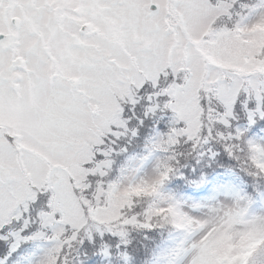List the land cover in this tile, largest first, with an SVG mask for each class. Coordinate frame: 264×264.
<instances>
[{
	"label": "snow or ice",
	"instance_id": "6c2138e0",
	"mask_svg": "<svg viewBox=\"0 0 264 264\" xmlns=\"http://www.w3.org/2000/svg\"><path fill=\"white\" fill-rule=\"evenodd\" d=\"M82 3L85 8L82 15L98 26L97 29L76 21L65 23L50 19L44 27L45 42L37 43L30 53L37 55L38 63L31 73L33 100L25 97L23 111L35 133V143L54 159L69 163L73 169L76 165L103 167L108 154L103 144L92 143L90 137L97 138L94 130L98 127L107 133L99 138L108 143L110 137L117 136L119 127L128 125L137 116V109L143 110V116L171 113L169 129L189 127V115L171 102L174 99L171 93L191 90L199 73L205 70L212 82H205V87L197 89L194 97L200 140L204 145L215 142L217 128L228 129L227 136L220 135L225 150L232 154L228 141L244 135L240 128H232L238 106L250 118L264 117V84L250 86L241 77H226L222 69L200 57L179 24L169 27L162 22L165 8L172 7L185 14L184 23L189 30L209 23L215 30L220 27V17L213 19L216 12L238 18L241 12L247 13L243 16V22H247L264 14V0H255L252 4H240L236 0H169L168 4L163 0H82ZM197 9L207 11L197 16L194 14ZM61 23H65L68 31L61 30ZM49 48L62 59L67 70L79 75L78 84L66 79L63 72L51 74L42 70L50 62ZM181 64L186 67L182 69ZM180 85L183 88H178ZM11 91L9 82L0 80V92L7 95ZM108 102L117 107L119 123H113V117L106 113ZM126 111L130 113L127 116ZM137 120L143 122L142 117ZM190 137L188 132L181 139L198 150L199 142ZM84 144L92 147L85 148ZM13 151H0V240L7 245V251L0 255V264H9L10 259L15 264L13 254L19 252L24 241L33 239H44L49 245L39 264H76L75 257L68 258L71 252L65 254L59 239L61 231L67 228L60 219L63 212L54 211L49 204L53 191H70L75 196L78 189L74 186V177L40 156H25L26 165L33 170V179L41 181L47 176L46 183L52 185L47 191H39L28 183L18 167H6L15 164ZM103 179L99 172H89L85 182ZM92 187L94 183L85 191ZM29 189L34 196L23 194ZM192 207L201 209L208 205ZM64 235L68 233L65 231ZM97 237L118 241L117 248L128 246L121 243L120 233L101 228L90 241L95 242ZM179 244L177 241L165 248L160 264H183ZM102 248L109 250L106 244ZM253 264H264V255L258 254Z\"/></svg>",
	"mask_w": 264,
	"mask_h": 264
},
{
	"label": "rangeland",
	"instance_id": "374dc122",
	"mask_svg": "<svg viewBox=\"0 0 264 264\" xmlns=\"http://www.w3.org/2000/svg\"><path fill=\"white\" fill-rule=\"evenodd\" d=\"M163 2L168 4L169 0H163ZM84 11L85 8L82 0H0V36H2L0 38V80H6L11 85H15L19 81L22 85L19 96L12 94V92L7 95L0 92V151L14 150L12 159L15 161V164H8L6 167H18L28 183L35 186L39 191H47L52 185L46 183L47 176L41 181L33 179V170L26 165L25 156H40L43 160L51 161L56 166L68 170L70 175L74 177L73 183L75 188L78 189L75 196H72L70 191L65 193L63 190H57L53 191L49 200V204L53 207L54 211L63 212L60 218L61 222L66 223L67 227L73 228L72 231H74H71L70 236H66L63 234L65 231L68 233V229H64L59 236V239L63 243L68 242L66 245L64 243L65 254L69 252L66 248H69L73 243L72 240L75 239L76 231L83 229L81 232H84L86 237L91 238L92 235L101 230L100 224L118 222L120 213L122 214L125 210L135 208L139 204L141 197L143 201L145 195L150 194L148 192V185L153 182L154 177L159 176L160 178L155 180V183L158 185V191L151 193L156 196V202L153 208L148 211L146 219L151 220L154 214L156 215L157 212L161 211L156 207L159 199L174 200L176 205L181 206L179 208L180 214H186L189 218V234L192 231L202 233L196 241L199 246L198 250L191 257L189 264H248L249 262L253 264L251 259L256 254V251L253 252V250H256L255 246L257 242L264 236L263 196L256 203H249L250 198L245 193L244 188L246 190L250 188H247V185L243 184V179L237 173H235L236 176H231V179H227L223 185L213 190L210 196L199 200L184 198L182 194L176 193L177 189L173 185H169L170 179L175 176H184L183 174L187 173H183L180 168L178 169L175 166L170 167L172 166V164L170 165V161H172L171 157L177 155L181 158L185 157L186 152L184 153L183 151L184 140L181 137L191 132L190 138L200 140V120L197 115L198 109L194 97L197 95V89L205 87V82H212L207 79L206 70L199 73L191 90H175L174 92L172 103H175L181 112L189 115V127L171 128L168 130L156 128L150 141L151 146L146 149V153L143 156L141 155L142 157H133L131 159L130 166L126 170V174L122 180L108 191L104 199L106 204L96 207L88 216H85L84 207H81L86 201L84 196H86L88 191H85V189L89 188L90 183L100 184L99 187H93L97 192L92 193H95L94 201L99 203L103 188L100 180L85 182L87 180V173L95 171L99 172L102 176L105 173L103 167H109L110 161H107V164L103 167L81 168L79 165H76L75 169H73L69 163L54 159L37 146L35 143V133L25 118L23 111L25 97L29 101L33 100L31 73L38 63L37 55H30V53L33 52L37 43L45 42L44 27L48 25L50 19L65 23L76 21L91 25L94 30L97 29L98 26L82 15ZM164 11L163 24L169 27L179 24L180 28L185 31L187 39L196 46L200 57L204 61L207 60L208 63L222 69L228 78H231L232 75L241 77L250 86L264 84V14L256 16L247 22H242L241 26L238 27V33H236L235 30L223 29L226 26L225 24L220 25L217 31L214 32L211 23L202 28L189 30L184 23L185 14L183 12L172 7H166ZM205 11L207 10L197 9L194 14L198 16ZM225 11L227 10L225 9ZM219 15L221 13L216 12L213 15V19ZM11 16L19 18L17 24H11ZM112 22L116 23L114 19ZM65 23L60 24L62 31H68ZM174 37L178 38V34L174 33ZM9 38L14 41L12 45H8ZM48 50L50 52V62L42 70L51 74L63 72L66 79L78 84L80 82L79 75L67 70L62 59L51 48ZM18 56H20L19 60L17 59ZM16 60L19 62L20 60L24 61L26 69L22 71L23 73L17 72V69L14 72L11 70V62L17 63ZM180 67L184 68L186 66L181 64ZM252 77L255 80L251 79ZM178 88H183V85L178 86ZM121 95L123 94L121 93ZM95 107V104H93V108ZM238 110L240 109H236L235 120L239 118L237 121L240 122H237V127L244 133L248 131L253 121L263 118L260 116L250 118L248 115H245L246 119L240 120L241 114H239ZM105 111L109 116L113 117V123H119L117 107L112 102L106 103ZM167 123L170 126L171 117ZM128 127L129 125L119 127L117 136L110 137L108 143L99 138L107 135V133L97 127L94 130L97 138L93 139L90 137V139H92L93 144L107 145V150L104 149V151L106 150L105 152L108 154L112 150L111 145L122 137L128 139L127 142L129 144L130 136L125 137V134L126 136L128 134L125 131ZM134 132L135 130L133 129L130 135H134ZM6 135H11L15 138L16 144L20 146L19 154H17L15 148L7 140ZM238 140L242 143H245L244 141L247 140L248 145H253V149L256 150L253 164L264 170V133L255 138H247L244 134ZM214 141L212 143L220 144L219 139H214ZM234 144V141L229 143L231 147H238ZM175 145L180 146L181 149L179 150L180 153L173 156L172 152ZM203 145L202 141L200 147ZM83 146L90 148L92 144H84ZM205 151H211L207 147V144ZM192 152L197 156L200 154L199 150L196 152L193 149ZM201 153L203 154V152ZM235 155L238 157L239 153ZM233 162L238 163L240 159L236 158V161ZM184 165V163L180 164V166ZM230 170L232 171V168ZM161 173L166 174L161 176ZM23 194L35 195L31 189ZM192 205H208V207L201 209H208L211 218L199 219L203 213L199 212L200 209L193 208ZM139 209L132 212V215L139 217ZM134 216H132L133 218H128L127 222H133ZM146 219H137L136 225H142L146 222ZM85 224H87L86 228L84 227ZM130 225L124 224L126 227ZM132 226H135V224L130 227ZM124 229H119V232H117L124 233L122 232ZM62 235L65 237L63 238ZM32 241L31 250L21 256L18 264H39L40 260L44 257L45 251L49 246L48 242L44 239L24 241L20 248L25 246L27 248V244Z\"/></svg>",
	"mask_w": 264,
	"mask_h": 264
},
{
	"label": "trees",
	"instance_id": "16d2710c",
	"mask_svg": "<svg viewBox=\"0 0 264 264\" xmlns=\"http://www.w3.org/2000/svg\"><path fill=\"white\" fill-rule=\"evenodd\" d=\"M236 2L240 4H252L255 2V0H236ZM244 15H247V13L241 12L239 14V18L237 15L233 14L219 15L218 17H220V25H230V27H225L223 29L230 31L235 30L236 33H238V27L241 26ZM213 31L216 32L217 29ZM174 92L175 90L172 91V96H174ZM237 109H240L239 106ZM238 112L241 114L240 120H245V112L241 109L238 110ZM129 114V112H125L126 116ZM136 115L137 116H134L129 121V127L125 130L127 131L126 133H128L127 136L125 134V137L130 136L129 144L127 142L128 139H124L122 137L116 140L111 145L112 150L110 152L108 151V161H110V166L103 167L105 173L102 175V177H105V179L100 180L103 188V191L101 190L102 193L100 195V202L96 203L94 201L95 193H92L95 192L96 189L93 187L88 190L86 196H84L86 201L83 205V211L85 214L86 208V216H88V214L96 207L106 204L104 199L106 198L108 191H110L112 187L116 186L122 180L123 176L126 174V170L130 166L131 159L133 157H142L143 154L146 153V149L151 146L150 141L153 137L154 130L156 128L161 130L169 129V123L167 122L171 117V113H157L155 115L150 114L148 116H143V110L137 109ZM137 117H142L143 122L138 123ZM238 119H234L232 122L233 130L237 128V122H240L237 121ZM133 129L135 130L134 135H130ZM215 131H217V135L213 139H219L220 144L212 143L211 145V143H208L207 147H209L211 151H205L206 145L201 147L199 146V156L192 152L195 148L193 145H189L186 141L183 142L184 148L186 149L185 150L183 148L184 153L186 152L185 157L181 158L178 155L171 157L172 161H170V165L172 164L178 169L180 168L183 173H187H184V176L173 177L170 179L169 185H173L177 189L176 193L182 194L184 198L199 200L203 197L210 196L213 190L223 185L227 179H231V176H236L235 173H237L238 176L243 179V184H246L247 188H250L248 190L244 188L245 193L250 198L249 203H256V201H259L262 196L264 197V170L260 169L258 166L257 168L253 164L256 150L253 149L252 144H247V140L244 141L245 143H242L237 139L234 140V145L238 147H232V154L229 155L225 150V142L223 139H221L220 135L223 134L224 136H227L228 129L217 128ZM263 133L264 117L253 121L250 124L248 131H246L244 134L247 138H255ZM6 136L7 140L15 148L17 154H19L18 152L20 150V146L16 144L15 138L11 135ZM197 141H199V144L202 142V140ZM231 142L232 141H228V144ZM106 146L107 145H104V149H106ZM180 149V146L175 145L172 152L173 156L174 154L180 153ZM198 150H196V152ZM201 152H203V154ZM237 153H239L238 157L235 155ZM236 158L240 159V162H233L236 161ZM181 163H184L185 165L180 166ZM231 168L232 171L230 170ZM99 185L100 184L94 183V187H99ZM149 195L152 197L151 200L147 198ZM155 202V195L146 194L145 199L142 201L141 197L139 204H137L135 208H130V210H125L122 212V214L120 213L118 216L119 219L117 220L118 222H108L107 224L99 225L100 229L102 228L104 231H110L113 233H118L119 229L125 228L122 231L124 233L120 232V234H122L121 243L128 244L126 248H117L116 244L118 241L114 239L101 240L99 237H97L95 242L90 241V238L86 237L84 232L76 231L75 239L72 240L73 243L69 248H66L67 251L71 252L69 259L71 260L72 257H75L76 264H160L161 256L165 248L170 243V236L168 233L154 228L152 224V218L151 220L146 219L149 213L148 211L153 208ZM138 208H140L139 217H136L132 215V212L138 211ZM132 216H134V221L127 222L128 218H133ZM136 218L139 220L146 219V222L142 225H136V222L138 221ZM171 222L177 228H189L190 226L188 216L186 214H180L179 210L171 214ZM126 223L131 225L135 224V226L130 227V225L129 227H126L124 226ZM143 227H152L154 229L142 230ZM67 229L68 235L70 236V234L74 232L72 231L73 228L71 229L67 227L66 230ZM78 233L79 236L77 238ZM82 237H84V239H82ZM82 241H85V243L81 246ZM32 243L33 241L27 244V248L26 246L22 247L19 249L18 253L13 254L15 264L20 262L21 256L31 250L33 245ZM64 243L65 245L68 244V242ZM104 244L108 245L109 250H104L102 248V245ZM255 247L256 250H253V252L256 251L254 258L258 254L264 255V236L259 239ZM6 251L7 245L4 241L0 240V255H3ZM254 258L251 259L252 262L254 261ZM9 264H12V259L9 260ZM248 264L252 263L249 262Z\"/></svg>",
	"mask_w": 264,
	"mask_h": 264
},
{
	"label": "clouds",
	"instance_id": "9594fccd",
	"mask_svg": "<svg viewBox=\"0 0 264 264\" xmlns=\"http://www.w3.org/2000/svg\"><path fill=\"white\" fill-rule=\"evenodd\" d=\"M170 167H174V165ZM165 174L166 173H161V176ZM159 178V176L154 177L153 182L148 185V192L150 194L158 191V185L155 183V180H158ZM147 198L149 200L152 199L151 195ZM156 207L161 211L157 212V214L152 217L153 227L169 234V244H176L177 241H180L178 247L183 253V264H189L191 257H193L198 250L199 246L196 241L202 233L192 231L191 234H189L188 228H177L174 224H172L171 214L177 212L181 207L180 205H176L174 200L159 199ZM199 212L203 213L199 219L211 218L210 211L208 209H200ZM185 236H187L186 239L184 238Z\"/></svg>",
	"mask_w": 264,
	"mask_h": 264
},
{
	"label": "flooded vegetation",
	"instance_id": "af4514ba",
	"mask_svg": "<svg viewBox=\"0 0 264 264\" xmlns=\"http://www.w3.org/2000/svg\"><path fill=\"white\" fill-rule=\"evenodd\" d=\"M12 17H14V16H11L10 19ZM13 43H14V41L11 38H9L8 45H12ZM10 56H11V54H10ZM19 58H20V56L17 57L18 60H19ZM18 60H16L17 63L11 62L10 68H11V70L13 72L15 71V69H17V72L19 71L20 73H23L22 71H25V69H26L25 64H24V61L23 60H20V62H19ZM10 87H11V90H12L11 91L12 94H16V95L19 96V94H20V87L22 88L21 82L18 81L15 85H11L10 84ZM21 96H22V94H21Z\"/></svg>",
	"mask_w": 264,
	"mask_h": 264
},
{
	"label": "water",
	"instance_id": "95a60500",
	"mask_svg": "<svg viewBox=\"0 0 264 264\" xmlns=\"http://www.w3.org/2000/svg\"><path fill=\"white\" fill-rule=\"evenodd\" d=\"M17 21H18L17 18H13V19H12V23H16Z\"/></svg>",
	"mask_w": 264,
	"mask_h": 264
}]
</instances>
